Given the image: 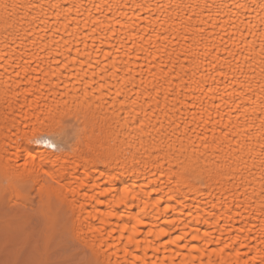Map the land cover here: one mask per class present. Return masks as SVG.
<instances>
[{
	"label": "snow or ice",
	"instance_id": "obj_1",
	"mask_svg": "<svg viewBox=\"0 0 264 264\" xmlns=\"http://www.w3.org/2000/svg\"><path fill=\"white\" fill-rule=\"evenodd\" d=\"M81 111L125 147L73 134ZM52 123L67 153L29 135ZM0 132L71 216L51 254L6 229L0 264H264V0H0ZM31 144L61 154L37 168ZM31 180L0 191L4 224Z\"/></svg>",
	"mask_w": 264,
	"mask_h": 264
},
{
	"label": "bare ground",
	"instance_id": "obj_2",
	"mask_svg": "<svg viewBox=\"0 0 264 264\" xmlns=\"http://www.w3.org/2000/svg\"><path fill=\"white\" fill-rule=\"evenodd\" d=\"M9 2H11V0H9ZM87 2L88 0H85V3ZM50 15H52V13H50ZM11 71L12 70L9 69L10 73ZM62 115V113H58L56 115V120L59 121ZM64 119L71 122L73 134L78 132L80 135L84 136L85 139L91 138L93 144L100 151H105L109 147L113 150H119L125 147L124 141L127 138L126 133L118 129L114 121L96 120L84 111L79 113H69L67 117H64ZM109 124H111V127H109ZM58 132L59 128L57 125L52 123L50 126H37L35 131L30 132L29 135L52 139L56 141V143L60 144L61 148L64 149V153H67L70 148L75 147L76 145L71 137L65 136L61 138L57 135ZM26 147L33 155L37 156V168L40 167V156H48L53 152H57V149L48 148L42 144H31L26 145ZM6 148L7 150H5ZM13 153H15V156H13ZM57 154L61 153L57 152ZM26 157L27 152H16L14 147H8L4 141L2 132H0V191H2L6 186L11 188L18 182L28 180L29 176H32L29 186L34 190L31 192L30 198H28L24 203H17L16 201H13L12 203L16 206L19 205L24 208V213L29 210L38 214L39 219L44 225L42 236L49 233L51 234V238L55 235L63 236L65 230L70 226L71 222L70 204L67 200H65V197L68 196V192L66 189H61L59 185L55 183L47 184L44 187L43 192H41L39 183L42 181L37 182L34 174L30 172L33 167L31 162L28 164L27 170L24 168V159ZM256 175L257 177L259 176L258 171L256 172ZM141 182H143L142 178ZM120 186L122 187L123 185ZM254 186L256 190L259 191V183L256 182ZM209 191H212V189H201L202 194L206 197ZM251 192L252 189L250 188L249 193L251 194ZM160 226H164L163 221L160 222ZM80 243L83 247L90 250V240H82ZM43 248L44 243L41 239L40 246H37L35 249L37 256L40 255ZM103 259V254H101V260Z\"/></svg>",
	"mask_w": 264,
	"mask_h": 264
},
{
	"label": "rangeland",
	"instance_id": "obj_3",
	"mask_svg": "<svg viewBox=\"0 0 264 264\" xmlns=\"http://www.w3.org/2000/svg\"><path fill=\"white\" fill-rule=\"evenodd\" d=\"M14 208V218L9 224L6 225L0 221V239L3 238L7 229L17 235L28 236L29 246L31 249L35 250L37 246H40L44 225L36 212L28 210L24 213V208L19 205H14ZM61 237L62 235H55L51 238L49 254L55 251Z\"/></svg>",
	"mask_w": 264,
	"mask_h": 264
}]
</instances>
